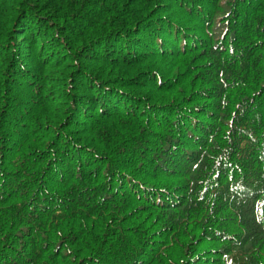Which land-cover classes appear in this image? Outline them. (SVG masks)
Wrapping results in <instances>:
<instances>
[{
	"label": "trees",
	"instance_id": "obj_1",
	"mask_svg": "<svg viewBox=\"0 0 264 264\" xmlns=\"http://www.w3.org/2000/svg\"><path fill=\"white\" fill-rule=\"evenodd\" d=\"M0 264H264V0H0Z\"/></svg>",
	"mask_w": 264,
	"mask_h": 264
}]
</instances>
